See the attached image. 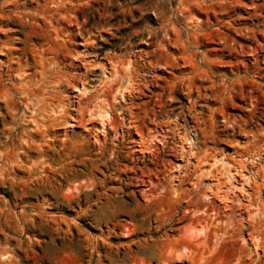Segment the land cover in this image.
<instances>
[{"label":"rangeland","instance_id":"rangeland-1","mask_svg":"<svg viewBox=\"0 0 264 264\" xmlns=\"http://www.w3.org/2000/svg\"><path fill=\"white\" fill-rule=\"evenodd\" d=\"M0 264H264V0H0Z\"/></svg>","mask_w":264,"mask_h":264}]
</instances>
